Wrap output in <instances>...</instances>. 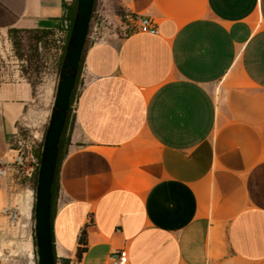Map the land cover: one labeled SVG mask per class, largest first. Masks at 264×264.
Masks as SVG:
<instances>
[{
    "label": "crops",
    "instance_id": "0c3cea01",
    "mask_svg": "<svg viewBox=\"0 0 264 264\" xmlns=\"http://www.w3.org/2000/svg\"><path fill=\"white\" fill-rule=\"evenodd\" d=\"M70 1L0 0V39L59 32ZM116 8L158 31L87 40L53 218L58 262L76 259L86 232L79 264H112L118 249L126 264H264V0H101L120 27ZM32 91L0 67V164Z\"/></svg>",
    "mask_w": 264,
    "mask_h": 264
},
{
    "label": "rangeland",
    "instance_id": "374dc122",
    "mask_svg": "<svg viewBox=\"0 0 264 264\" xmlns=\"http://www.w3.org/2000/svg\"><path fill=\"white\" fill-rule=\"evenodd\" d=\"M100 1L96 0L88 32L97 30L95 37L102 38L113 29L121 33L134 29L133 18L130 19V13L122 8H116L123 19L120 27L106 23L97 10ZM33 34H38V32L17 33L16 39L20 40L21 44L16 45L7 31V34L0 39V67L2 70L14 69L32 86V99L17 122L15 134L23 138L40 140L37 141L38 146L36 147V152L39 154L55 99L66 32H55L54 34L40 32L42 40L36 43L30 41V36ZM31 56L33 58L30 62ZM34 241V229L32 238H30L17 227L9 226L6 219L0 218V264H37Z\"/></svg>",
    "mask_w": 264,
    "mask_h": 264
},
{
    "label": "water",
    "instance_id": "95a60500",
    "mask_svg": "<svg viewBox=\"0 0 264 264\" xmlns=\"http://www.w3.org/2000/svg\"><path fill=\"white\" fill-rule=\"evenodd\" d=\"M93 1L77 0L72 28L60 67L55 99L44 136L34 201V242L37 264H56L50 221L51 188L59 142L88 34Z\"/></svg>",
    "mask_w": 264,
    "mask_h": 264
},
{
    "label": "built area",
    "instance_id": "2783aa9c",
    "mask_svg": "<svg viewBox=\"0 0 264 264\" xmlns=\"http://www.w3.org/2000/svg\"><path fill=\"white\" fill-rule=\"evenodd\" d=\"M134 29L151 33L158 31L157 23L150 17H141L134 21ZM64 31L61 29L59 33ZM96 31H89L87 40L100 39L95 37ZM76 96L77 93L75 100ZM72 109L73 114H75V101ZM37 141L40 140L23 138L14 133L7 160L0 164V175L6 178L8 194L7 205L0 208V218L6 219L9 226L17 227L21 232L28 234L30 238H32L34 226H30V223L27 222L32 217H27L26 209L34 210L35 178L40 166V157L36 152ZM110 260L112 264H126V250L118 249L112 252ZM79 262L80 259L76 257L69 264H79ZM58 264L62 263L58 262Z\"/></svg>",
    "mask_w": 264,
    "mask_h": 264
},
{
    "label": "trees",
    "instance_id": "16d2710c",
    "mask_svg": "<svg viewBox=\"0 0 264 264\" xmlns=\"http://www.w3.org/2000/svg\"><path fill=\"white\" fill-rule=\"evenodd\" d=\"M76 5H77V0H71L69 3L64 2L65 14L63 16V24H62L61 29L65 30L66 36H65V43L63 46V52L61 55L60 65H61L62 60H63V56H64V53L66 50L67 41H68L70 31L72 28V24H73L75 12H76ZM95 6H96V0L93 1V9H92V14H91V19L93 17L94 11H95ZM90 22H91V20H90ZM89 26H90V24H89ZM31 31L38 32V34H33L32 36H30V41L32 43H36V42H39L42 40V36L39 35L40 32L43 34H54L55 33L54 30L39 29V28H37V29H26V28L13 27V28H10L8 30L11 38L13 39V42L16 45L21 44V41L16 39L17 33H19V32H31ZM86 44H87V37H86V40L84 43L83 53L81 56V60L79 63V68H78L73 92L71 95L69 110L67 112L66 120L64 123V127L62 130V134H61V138H60V142H59L55 173H54V178H53V183H52V188H51L50 221H51V234H52V241H53V254H54V259H55L56 264H58L59 259L55 253L54 234H53V218H54V215L56 212L57 195H58V192L60 189V177H59L60 176V168H61V164H62L63 159L65 158L66 154L68 153L69 146L71 143V134H72V129H73L74 120H75V114H73V112H72V110H73L72 106H73V103L75 101V95L77 93V87L79 85L80 72H81V67L83 65V55H84ZM31 47H33V46H31ZM32 58H33V56H31L30 62H31ZM42 147H43V143L41 144V148H40L39 154H38L40 158H41ZM37 176H38V173L36 174V178H35V186L37 183ZM87 248H88V242H87L86 232H83L81 239H80V246L78 247L77 254H76L78 259H80L82 257L83 253L87 250ZM62 264H69V260L68 259H62Z\"/></svg>",
    "mask_w": 264,
    "mask_h": 264
},
{
    "label": "bare ground",
    "instance_id": "6f19581e",
    "mask_svg": "<svg viewBox=\"0 0 264 264\" xmlns=\"http://www.w3.org/2000/svg\"><path fill=\"white\" fill-rule=\"evenodd\" d=\"M6 237V236H5Z\"/></svg>",
    "mask_w": 264,
    "mask_h": 264
}]
</instances>
